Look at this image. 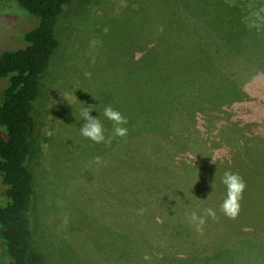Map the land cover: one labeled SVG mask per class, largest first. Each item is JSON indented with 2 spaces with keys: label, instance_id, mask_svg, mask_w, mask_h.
Listing matches in <instances>:
<instances>
[{
  "label": "trees",
  "instance_id": "obj_1",
  "mask_svg": "<svg viewBox=\"0 0 264 264\" xmlns=\"http://www.w3.org/2000/svg\"><path fill=\"white\" fill-rule=\"evenodd\" d=\"M108 1L88 0L89 7H85L84 13L91 12V9L94 12L100 9V13L85 14L89 18L87 26L80 37H70L66 55L71 57L70 52L79 54L83 50L85 58H89L90 55L86 54L94 44L90 36H105L111 26L108 14L116 15L123 5L133 7L137 0ZM177 1L166 0L164 18L150 21L148 34L142 37L143 40L132 41L129 44L132 49L128 45L126 50L127 53L130 50V56L135 58L150 55L154 63L159 62L156 68L165 73L162 84L147 74L141 97L133 105L134 117L129 115L128 118L126 105L113 107L128 120L124 125L128 129L127 136L113 138L110 146L95 143L97 153L87 151L88 158L79 161L84 163L76 165L69 178L77 183L76 186L82 179L78 178L80 175L85 180L100 179V193L111 197V200L107 197L99 201L111 209H106L103 214L90 215L75 208L69 199L73 195L67 192L66 185L55 191L51 181L41 179L40 184L37 182V189L35 179H38L39 172L34 174L31 167L34 149H38L36 110L43 77L60 44V19L73 0H0V13L19 12L35 18V24L20 34L24 42L22 47L0 51V79L5 80L0 92V264H46L47 258L38 248L40 219L35 212L38 200L43 202L40 207L46 208L47 197L52 201L49 207H53L58 216V223L51 229L57 241L68 246L75 255L80 253L71 247L65 236L70 232L68 227L73 229L71 226L74 225L76 230L91 235L95 252H104V258L99 261L85 255V260L91 264H213L221 254L232 258V255L249 248L248 257L254 255L250 251L257 245L264 246V240L255 237L262 238L261 232H244L241 227L243 223H250L264 228V154L258 152L264 148V94L260 87L242 83L246 73L243 68L238 70L239 76L231 70L234 58L241 63H253L259 70L261 63L245 57L240 41H230L224 36V29L215 27L207 15L208 9L204 16H198L193 9L181 6ZM214 1L217 8L228 11L237 24L252 26L247 18L246 1ZM97 5H101L100 8ZM168 6L174 7L175 17L166 19ZM252 27L253 34L260 33V25ZM109 44L110 41L105 42L104 47ZM98 49L104 51L102 47ZM106 49L111 50L108 53L111 56L112 49ZM70 59H65L62 70L73 62V58ZM235 67L240 68L237 63ZM75 79L77 73L71 70L70 74H65V83L60 81L72 101L62 110L64 122L57 126L54 141L47 138L54 160L57 159L54 148H60L58 136L62 126L69 125L71 120L82 119L81 110L86 107L90 108L92 116L100 113L99 108L96 112L85 100L83 86L80 89L76 86L74 92ZM157 85L161 87L155 95L148 96V91ZM149 98L159 102L157 108L148 106ZM104 108L102 105L101 110ZM102 124L105 136H112V121L102 119ZM227 132L229 139L225 136ZM238 145L241 154L237 153ZM255 148L256 163L253 159ZM109 152L117 154V162H110L113 155ZM167 153L178 156L170 160L169 155L165 156ZM140 154H143L141 159L151 156L150 162L165 170L176 187V193L180 194L178 198L173 192L168 196L162 194L158 201L149 200L153 196L150 188L154 190L163 178L154 172L140 175L138 171L134 175L131 170L140 167ZM97 156L104 158L101 159L103 164L94 162ZM260 156H263L261 160ZM259 161H262L263 168L257 169ZM107 166L109 172H114L116 181L113 184L110 180L104 181L105 177H111V173L101 175V169ZM225 171L238 173L246 182L247 193L243 194L241 210L235 219L221 211L226 197V186L222 183ZM257 175L260 176L259 182L258 177H254ZM247 177L252 179L247 180ZM137 178L139 185L145 186V191H139L138 197L128 196L134 193L131 186ZM195 183L200 185L199 188L194 186ZM85 185L80 187L89 190ZM46 192L50 194L46 196ZM170 205L174 210L166 209L164 213V208ZM113 207L115 213L111 211ZM207 208L216 212L215 226L207 224L208 217H205L207 222L202 232H197L190 223V215L194 211L203 215ZM65 210L68 211L67 219L63 223ZM161 212L164 216H158ZM60 221L63 224H59ZM203 235L206 238L213 236V242L199 247L197 244L203 240Z\"/></svg>",
  "mask_w": 264,
  "mask_h": 264
},
{
  "label": "rangeland",
  "instance_id": "obj_2",
  "mask_svg": "<svg viewBox=\"0 0 264 264\" xmlns=\"http://www.w3.org/2000/svg\"><path fill=\"white\" fill-rule=\"evenodd\" d=\"M111 1L112 0L108 1V3ZM141 1L142 0H137L135 4H133V7L130 5H123L120 7V12L117 11L116 15L111 13L108 14V18H110L109 23L111 26L107 29V32L103 37H99L97 34H95L96 38L94 36H90L91 41L94 44L90 45L89 54H86L90 55L89 58H85L83 50H80L79 54L70 52L71 57L69 54L66 55L68 50L67 48H69V40L75 37H80L81 31L87 26L86 21L89 18H87L85 14L97 15L100 13V9H98L96 12L91 9V12L87 10L84 13L85 7H89L88 0H73V3L71 4L72 6L66 9L65 14L60 19V44L58 49L52 55L49 66L43 77V85L41 88L39 104L36 110L35 139L38 141V149H34V155L32 157L33 159L31 163L34 174H37L36 171H38L40 174L36 176L38 179H35L36 187L39 189L37 182L40 184L41 179H45V182L51 181L55 191L59 186L66 185L67 192L73 195L72 197H69V199L72 200L75 208L80 210L82 209L85 213L87 212L90 215H96L95 213L103 214L106 209L107 211L108 208L111 209L110 206L105 207L103 202H99L102 199H107V197L109 200H111V197H109V195L104 196L100 193V187H102V183L98 182L100 179L98 181L93 178V180H85L83 179L82 175H80L78 178L82 179L79 181V187L76 186L77 183L74 180L71 182L69 179L74 174L76 165H81L84 163L79 161L83 159L86 160L88 158L89 155H86L87 151L97 153L94 148L95 143L90 139L83 137L80 133V127L84 122L83 119L75 121L71 120L69 125L62 126L61 135L58 136V138H60L58 139L60 148H54V154L57 156V159L55 160L53 158L51 159L48 140L52 139V141H54L53 138L55 137L53 134L57 129V126L64 122L62 110L65 104H70L72 101L70 99V95L62 85L65 83V74L67 72L70 74L71 70H75L77 73L75 84L72 85L74 87V92H76V86H79V89L82 88V86L85 88L86 94H84V98L89 105L95 108L96 112L99 108V115L94 117H98L101 122L102 119H107L103 116L104 110H101L102 105L105 107L108 105L111 107L118 105L121 107L122 105H126L128 106V118L129 115L134 117L135 106L133 105L138 101V97H141L140 94L143 92L144 78L147 77V74L152 77L154 81H161L162 84L163 78L165 79V73L160 72L156 68L159 62L156 61V63H154V59L150 55H145L141 58L130 56V50L132 47H130L129 44L137 38L143 40L142 37H145L146 34H148V23L150 21H154L157 17L164 18L166 15V10L164 9V3L166 0ZM178 1L181 3V6L193 9L198 16H204V12L206 9H208L209 13H207V11L206 13L211 18V21L215 27L224 29L226 32H223V34L230 41H240V45L243 46L241 50L242 53L245 54L244 56L253 59L255 62L257 61L258 63H261L260 68L264 71V0H243L247 2V8L249 11L247 18L250 21V25H260L259 34L252 33L254 30L252 26L247 24H237L231 19L228 11H221L217 8L218 5L214 0ZM100 6L101 5H97L99 8ZM93 9L95 10L96 8ZM174 10V7H167L168 15L166 16V19L170 16L175 17ZM197 18L201 19L199 17ZM220 21H223V23ZM34 24L35 18L24 13H0V51L22 47L24 42L21 40L20 34L30 29ZM70 37L72 38L70 39ZM107 41H110V44L107 47H104V43ZM141 44L142 42L140 45ZM128 45L130 50L127 53ZM140 45V50H142ZM94 46L95 48L93 49ZM97 46L98 48L102 47L104 51L102 52L101 49L99 50ZM245 46L247 47L245 48ZM108 47H110L113 51L111 56H108V53L111 51L110 49H106ZM66 58L68 60L73 58V62H71V64L68 66L66 65L67 68L62 70L63 65H65L64 63H66ZM236 63L240 68L235 67ZM253 65V63H249L247 61L241 63L234 58V67H232L231 70L238 74V70L243 68V71L246 73L243 75L242 83L245 82L246 84H252L256 87H260L262 94H264V75L261 70L256 69ZM135 67H137V69H135ZM228 67L231 68L230 66ZM145 73L146 76L143 75ZM55 77L58 79H55ZM60 81H62V84ZM4 85L5 80L0 79V92ZM160 87L161 86L157 85L154 90L148 91V96H154L156 90ZM154 100L155 98H149L148 102V106L152 109L157 108V105L159 104V102H155ZM262 108L264 110V103H262ZM231 134H234V132ZM62 136L64 138H62ZM225 136L227 139L230 138L228 132L225 134ZM56 142L57 141L54 142V145ZM237 148V153L241 154L239 150L240 146L238 145ZM145 150L147 149H143L142 151ZM138 152H141V150L138 149ZM253 152V159H255L254 162L256 163L257 148L253 149ZM258 152H260V155H263L264 148H260ZM109 153L110 155H113L112 159H110V162H117L116 159H119V157L117 158V154L115 152ZM169 154L170 153H167L165 156ZM142 156L143 154H140V167L131 170L134 172V175L138 171H140V175L145 174L146 172H154L155 174H158V176L160 174L163 178V180L154 190L150 188L151 194L153 196L149 200L158 201V198L162 194H164V196H168L169 193L173 192H175V195L178 198L180 194L178 192L176 193V187L169 180V176L165 174V170H162L159 164L157 165L158 168H156V166H154V162H150L151 156L141 159L143 158ZM176 156L178 155H169L168 159L171 160ZM262 158L263 156H260V160ZM49 159L50 161H48ZM101 159L103 160L104 158ZM101 163L103 164V162ZM256 168H263L262 161H259ZM104 169L105 168L101 169L102 177H104L105 174H112V178L105 177L104 181L110 180V182L113 184L116 181V178H114V172H109L108 166L106 167L105 172H103ZM254 177H258L257 182L260 181L259 175ZM147 179L150 178L147 177ZM251 179L252 177H247V180ZM82 180L85 181L83 182ZM150 182L151 180H148V183ZM82 185H85L86 187L88 186L89 190L80 187ZM194 186L199 188L200 185L195 183ZM131 189L134 193L127 195L138 197L140 195L139 191H145V186L142 187L139 185V180L137 178L134 180V186H131ZM74 192L76 193V196L74 195ZM245 192L246 190L244 193ZM250 192L251 189L248 190V193ZM49 194V192L45 193L46 196ZM64 200L66 202V199ZM42 203L43 202H39L38 200L36 205L37 212H35V215L37 213V217L40 219V226L39 229H37L38 248L40 253L46 256V264H91V262L85 260L87 259L85 255H91L97 261L104 258V252H95L93 248L95 246L93 245L91 241L92 239L90 238L91 235L87 236L85 233L76 230L74 225L71 226L73 229L68 227L70 230L68 235L65 229L64 233H66L65 236L69 243L71 242V247L80 253L75 255V253H73L68 246L57 241L55 239V235L53 232H51V229H54L58 223L56 210L53 209V207L52 209L49 207L52 201H50L48 197L46 208L43 205L40 207V204ZM170 207L173 208L171 209ZM166 209L174 210V206L170 205L167 206V208H164V213ZM111 211L115 213L116 208L113 207ZM67 212L68 211L65 210V214L62 218L63 223L67 219ZM164 213L161 212V215L158 216H164ZM208 221L209 222L207 224L215 226L214 219L208 217ZM61 223L62 222L60 221L59 224ZM79 225H82V223ZM241 227L244 232H261V234L264 235V228H262V226H251L250 223H243L241 224ZM59 228L60 230L62 229L61 227ZM201 237L203 240L198 242L197 245H199V247L209 245L213 242V236L206 238L205 235H203ZM255 237L257 240H264V236H262V238H258L257 236ZM250 252L254 254L250 255L251 258H254L253 260H250V256L246 257L250 253L249 248H245L243 253L232 255V258H226L224 254H221L217 261L213 264H264V246L257 245V248ZM101 264H103V262H101Z\"/></svg>",
  "mask_w": 264,
  "mask_h": 264
},
{
  "label": "clouds",
  "instance_id": "obj_3",
  "mask_svg": "<svg viewBox=\"0 0 264 264\" xmlns=\"http://www.w3.org/2000/svg\"><path fill=\"white\" fill-rule=\"evenodd\" d=\"M90 108L86 107L81 110L83 124L80 127V133L83 137L90 139L92 142L106 146H110L113 138H124L128 134V129L124 125L128 124L127 118L121 112L113 109L111 106L104 108L103 116L113 123V135L106 137L104 134V127L98 117L91 114ZM97 164L101 163V157L97 156L94 159ZM215 163V160L212 159ZM222 183L226 186V197L221 204V211L225 216L235 219L241 210V200L246 189V182L238 174L231 171H225ZM205 217L216 219V212L207 208L204 209V214L199 215L197 212H192L190 215V223L195 226L197 232H202L203 225L206 223Z\"/></svg>",
  "mask_w": 264,
  "mask_h": 264
}]
</instances>
